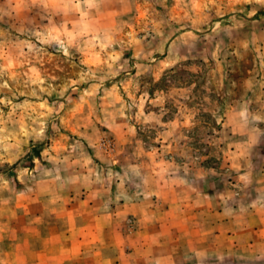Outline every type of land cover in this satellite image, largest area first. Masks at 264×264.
<instances>
[{
    "label": "rangeland",
    "instance_id": "rangeland-1",
    "mask_svg": "<svg viewBox=\"0 0 264 264\" xmlns=\"http://www.w3.org/2000/svg\"><path fill=\"white\" fill-rule=\"evenodd\" d=\"M239 137L264 154V0H0V264H97L87 190L109 216L146 153Z\"/></svg>",
    "mask_w": 264,
    "mask_h": 264
},
{
    "label": "crops",
    "instance_id": "crops-1",
    "mask_svg": "<svg viewBox=\"0 0 264 264\" xmlns=\"http://www.w3.org/2000/svg\"><path fill=\"white\" fill-rule=\"evenodd\" d=\"M227 120L231 131L230 111ZM253 143L245 137L231 143L230 138L211 163L182 152L146 153L147 168L138 171L141 182L114 189L109 216L100 213L109 189L87 190L88 210L102 224L98 242L107 235L106 226H117L116 240L100 244L112 253L99 254L97 264H192L210 258L248 264L249 258L264 259V154H253ZM223 159L226 169L220 166ZM88 257L81 262L87 264Z\"/></svg>",
    "mask_w": 264,
    "mask_h": 264
}]
</instances>
